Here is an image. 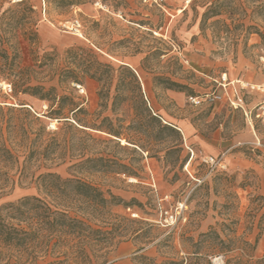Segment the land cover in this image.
Instances as JSON below:
<instances>
[{
    "label": "rangeland",
    "instance_id": "1",
    "mask_svg": "<svg viewBox=\"0 0 264 264\" xmlns=\"http://www.w3.org/2000/svg\"><path fill=\"white\" fill-rule=\"evenodd\" d=\"M81 2L60 9L45 0H24L33 13L19 7L11 14L19 27L22 78L47 92L53 88L48 92L53 100L13 96L4 90L10 84L0 80V145L18 158L11 170L0 166V207L24 197L43 198L34 180L44 173L93 185L109 203L95 215L86 202L71 200V215L76 212L97 232H64L60 242L51 243L49 257L35 263L23 258L19 264L180 262L192 257L198 236L211 231L235 232L255 245V258H264V152L253 145H264V122L246 119L225 101L188 102L219 92L222 74L228 80L229 74H244L241 83L264 86V0ZM75 22L79 27L72 28ZM81 47L106 65L100 82L88 77L81 85L65 81L66 70L76 69L74 59L88 63ZM120 66L134 73L148 106L163 122L193 128L189 139L179 130L181 152L165 155L176 144L169 137L154 147L157 153L136 154L124 139L95 130L94 125H128L137 108L130 75ZM155 78L186 86L193 94L165 90ZM251 96L264 97L248 91L243 108ZM76 106L81 111L73 114ZM196 136L206 144L200 147ZM215 146L218 152L210 153ZM210 156H223L226 169L201 161ZM99 157L102 162L94 167L84 164ZM107 160L129 166L137 178L104 172ZM2 172L12 178V186H4ZM38 247L35 243V252ZM223 261L222 254L209 258L210 264Z\"/></svg>",
    "mask_w": 264,
    "mask_h": 264
},
{
    "label": "trees",
    "instance_id": "2",
    "mask_svg": "<svg viewBox=\"0 0 264 264\" xmlns=\"http://www.w3.org/2000/svg\"><path fill=\"white\" fill-rule=\"evenodd\" d=\"M45 1L55 4L60 9L82 4L81 0ZM212 5L213 3H211L210 10L214 11ZM19 7H26L28 12L33 13L32 6L27 7L24 0L14 4H11L10 0H0V80L10 84L13 96L21 93L51 102L53 98H49L48 92L53 91V88L47 92L42 86L27 85L22 78L19 27L11 15L13 10ZM79 51L88 57V63L80 64V60L74 59L72 65L76 69L66 70L65 81L68 84L81 85L82 78L88 77L100 82V70L106 65L98 61L97 55L91 49L81 47ZM107 68L112 70L109 65ZM119 68L126 69L130 75L136 92L137 108L128 125L114 126L111 123L106 126L94 125L95 130L103 131L118 140L124 139L127 145L131 146V152L136 154L157 153L154 147L165 143L169 137H174L176 144L173 148H168L165 155L171 152H181L179 129L163 122L153 107L148 106L150 104L148 96L144 92L141 93L140 84L134 73L125 66ZM155 80L163 81L161 78H155ZM161 83H164L165 90L186 91L188 94H193V91L186 86L169 81ZM72 111L75 114L80 112L81 108L76 106ZM55 115L59 116V114ZM117 147L122 148L118 143ZM107 161L110 166L104 168V172L137 178V174L129 166L119 164L114 160ZM99 162H102L101 157L86 159L84 164H91L94 167ZM0 166L8 170L18 166V158L2 144L0 145ZM99 171L94 170V172ZM2 176L5 187L13 185L14 181L7 173L2 172ZM34 185L37 193L44 194L43 198L35 195L24 197L0 207V264H19L23 258L35 263L38 257L47 258L51 243L60 242V239L65 236L64 232H97L78 219L76 212L73 216L71 215L72 210L70 209L72 208L67 206L71 200L74 203L86 202L91 213L95 215L109 203L97 187L79 179H62L57 174L44 173L34 180ZM206 186L207 184H202V188ZM78 209V212L82 211L81 208ZM35 243L39 246L38 252H35ZM191 247L193 248L192 257L180 262L169 261L165 264H210L209 258L215 254L224 256L222 264H264V258H255V245L236 238L235 232L231 234L216 231L202 233L198 236V241L191 244Z\"/></svg>",
    "mask_w": 264,
    "mask_h": 264
},
{
    "label": "built area",
    "instance_id": "3",
    "mask_svg": "<svg viewBox=\"0 0 264 264\" xmlns=\"http://www.w3.org/2000/svg\"><path fill=\"white\" fill-rule=\"evenodd\" d=\"M79 27L78 23L75 22L72 25V28ZM219 92H211V93H205L201 95L200 97H189L188 102L194 106L201 105V104H214L216 102H226L227 105L236 110L241 109L243 112V115L246 119L252 120V118L260 120L261 122H264V97L262 102L255 107L251 111H246L243 109V95L245 93H248V91H255L258 93H261L264 95V86H254V85H248L241 83L240 81H228L225 74H222L220 77V80L216 82ZM5 91L8 93L11 92L10 86H6L4 88ZM254 147L258 148L259 150H262L264 152V145L261 144L259 141H256L253 143ZM201 161L212 168H218L225 170L226 165L223 162V156L219 157H204L201 159ZM168 218L171 220L172 216H168Z\"/></svg>",
    "mask_w": 264,
    "mask_h": 264
},
{
    "label": "crops",
    "instance_id": "4",
    "mask_svg": "<svg viewBox=\"0 0 264 264\" xmlns=\"http://www.w3.org/2000/svg\"><path fill=\"white\" fill-rule=\"evenodd\" d=\"M233 77H236V79L234 80V78ZM228 78H229V80L228 81H240V79H245V75L244 74H241V75H239V77H237V76H234V75H231V74H229L228 75ZM246 80V79H245ZM261 100H262V97L261 96H258V97H255V96H251V97H249V98H246L245 99V106H244V110H247V111H251V110H253L260 102H261ZM231 110V109H230ZM231 113L233 112V110H231L230 111ZM181 129V133L183 134V136L184 135H186L187 136V139H189V138H191V136L193 135V132H194V130H193V128H191V126H187V125H183V126H181V128H179V130ZM195 142L200 146V147H202V145H205L206 143H205V140L204 139H202V138H200V137H198V136H196L195 137ZM219 144H221V143H219ZM221 145H218L217 147H220ZM217 147L215 146V147H213L210 151V153H215V152H218V149H217ZM230 148H232V147H230ZM212 155V154H211ZM217 155H219V154H217ZM211 157V156H210Z\"/></svg>",
    "mask_w": 264,
    "mask_h": 264
},
{
    "label": "bare ground",
    "instance_id": "5",
    "mask_svg": "<svg viewBox=\"0 0 264 264\" xmlns=\"http://www.w3.org/2000/svg\"><path fill=\"white\" fill-rule=\"evenodd\" d=\"M17 1H19V0H17ZM123 144V143H122Z\"/></svg>",
    "mask_w": 264,
    "mask_h": 264
}]
</instances>
